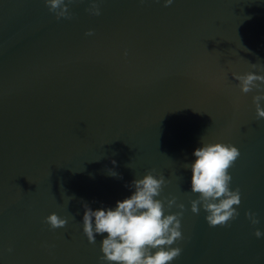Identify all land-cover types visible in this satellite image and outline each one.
<instances>
[{
	"label": "water",
	"instance_id": "obj_1",
	"mask_svg": "<svg viewBox=\"0 0 264 264\" xmlns=\"http://www.w3.org/2000/svg\"><path fill=\"white\" fill-rule=\"evenodd\" d=\"M96 4L71 0L57 19L44 0H0V264H101L83 203L114 208L148 171L167 181L158 199L186 208L171 264H264V118L233 78L264 75V0ZM217 142L240 152L229 174L241 203L211 227L191 212L184 165ZM51 213L66 226L50 228Z\"/></svg>",
	"mask_w": 264,
	"mask_h": 264
},
{
	"label": "clouds",
	"instance_id": "obj_2",
	"mask_svg": "<svg viewBox=\"0 0 264 264\" xmlns=\"http://www.w3.org/2000/svg\"><path fill=\"white\" fill-rule=\"evenodd\" d=\"M44 3L57 19L71 18L68 8L71 0L68 3L65 0H44ZM90 3L91 7L86 11L99 15L96 0H90ZM172 3L173 0H164L165 7ZM92 34L91 31L86 33ZM250 65L252 68L258 67L257 64ZM233 78L239 82L237 86L241 93L257 91L252 97L256 117L264 118V108L261 107V101H264V75L255 72L233 73ZM193 155L194 162L184 165L191 169V193L198 194L196 199L189 201L191 212L198 215L203 209L209 226H226L239 216L237 207L241 203V194L238 188H230L232 176L229 169L240 152L232 144L217 142L202 144L194 150ZM109 174L118 175L113 170H109ZM166 183L163 174L157 178L152 171H148L142 178L131 182V195L117 201L114 208L93 210L83 203V232L88 242L95 244L97 235L103 237V255L99 257L101 264H171L181 255L182 249L173 245L183 239L181 218L186 208L183 203H177L175 196L158 199ZM173 207L179 211L172 213L170 210ZM166 209L169 210L168 214H165ZM245 216L252 225L259 223L254 213L246 212ZM45 222L50 228L57 229L65 227L68 221L51 213ZM254 235L260 238L264 233L256 229Z\"/></svg>",
	"mask_w": 264,
	"mask_h": 264
}]
</instances>
